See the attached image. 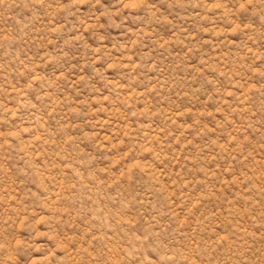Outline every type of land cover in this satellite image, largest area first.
Masks as SVG:
<instances>
[{
    "label": "rangeland",
    "instance_id": "1",
    "mask_svg": "<svg viewBox=\"0 0 264 264\" xmlns=\"http://www.w3.org/2000/svg\"><path fill=\"white\" fill-rule=\"evenodd\" d=\"M0 264H264V0H0Z\"/></svg>",
    "mask_w": 264,
    "mask_h": 264
}]
</instances>
